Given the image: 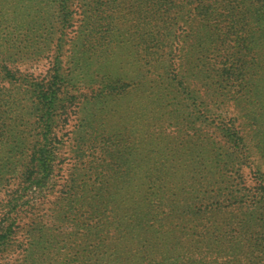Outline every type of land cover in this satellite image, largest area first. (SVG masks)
I'll list each match as a JSON object with an SVG mask.
<instances>
[{
  "label": "rangeland",
  "instance_id": "obj_1",
  "mask_svg": "<svg viewBox=\"0 0 264 264\" xmlns=\"http://www.w3.org/2000/svg\"><path fill=\"white\" fill-rule=\"evenodd\" d=\"M193 5L0 0V264H264V0Z\"/></svg>",
  "mask_w": 264,
  "mask_h": 264
},
{
  "label": "trees",
  "instance_id": "obj_2",
  "mask_svg": "<svg viewBox=\"0 0 264 264\" xmlns=\"http://www.w3.org/2000/svg\"><path fill=\"white\" fill-rule=\"evenodd\" d=\"M257 1L258 0H190V2L194 4L192 9L195 11V15H201L202 18L211 17L214 14L222 15L223 12L220 10V8L225 10L226 15L232 17V15L237 14V9L246 11L254 8L257 4ZM55 95L56 94H54L53 98L47 102V105L53 103V99L56 98ZM52 139L53 137L51 135V131L48 128L47 131H45V134H43L41 137L38 136L32 144V152L30 153V157L27 161V166L28 169H35L38 175L37 183H45L53 169L56 146ZM1 232L2 231L0 230V244L4 234ZM3 232L6 233L7 229H3Z\"/></svg>",
  "mask_w": 264,
  "mask_h": 264
}]
</instances>
